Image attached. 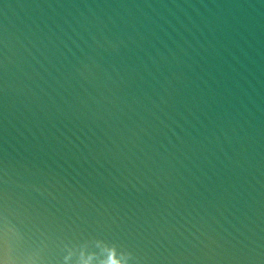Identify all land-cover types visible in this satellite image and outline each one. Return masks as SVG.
<instances>
[{
    "label": "water",
    "instance_id": "1",
    "mask_svg": "<svg viewBox=\"0 0 264 264\" xmlns=\"http://www.w3.org/2000/svg\"><path fill=\"white\" fill-rule=\"evenodd\" d=\"M0 264H264V0H0Z\"/></svg>",
    "mask_w": 264,
    "mask_h": 264
}]
</instances>
